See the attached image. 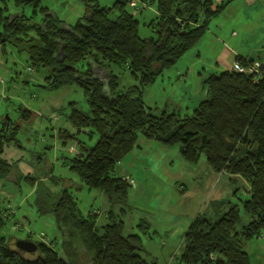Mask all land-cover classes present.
I'll return each instance as SVG.
<instances>
[{"label":"trees","instance_id":"1","mask_svg":"<svg viewBox=\"0 0 264 264\" xmlns=\"http://www.w3.org/2000/svg\"><path fill=\"white\" fill-rule=\"evenodd\" d=\"M8 1L0 0V46L27 54L29 68L46 69L44 88L78 85L88 99L91 115L73 110L68 116L79 132L89 128L98 136L92 147L79 141V153L65 163L79 182L101 191L110 203L127 206L132 185L115 170L136 148L140 134L165 146L178 145L187 162L196 164L205 156L214 172L231 175L234 183L238 177L247 182L249 197L243 209L251 220L239 230V206L220 214L226 201L213 202L215 216L199 214L188 228L178 264H250L245 244L264 234V65L259 62V74L234 67L210 74L204 80L207 98L192 114L156 115L144 101V89L205 36L210 17L226 1L215 5V0H141L157 10L152 23L157 36L148 40L139 35L137 16L126 9L132 0H118L113 8L85 1V16L74 25L58 20L47 8H40L41 24L24 15L8 16ZM41 1L13 0L16 7L32 6L35 13ZM115 10L118 15L111 18ZM83 62L87 66L80 65ZM235 62L246 67L257 61L237 56ZM112 65L127 67L139 85L121 90L119 78L107 74ZM22 112L25 120L31 119L32 112ZM18 132L19 125L0 121V155L7 143L17 141ZM11 168L0 156V182ZM27 179L33 184L39 180ZM36 198L38 212L53 215L66 236L60 245L67 260L53 243L43 242L35 243L38 257L26 259L0 235V264H81L82 255L91 264H156L141 255L139 235H124V209L121 215L111 212L110 223L99 227V215H83L68 189L53 194L39 183ZM9 220L0 215V226Z\"/></svg>","mask_w":264,"mask_h":264},{"label":"rangeland","instance_id":"2","mask_svg":"<svg viewBox=\"0 0 264 264\" xmlns=\"http://www.w3.org/2000/svg\"><path fill=\"white\" fill-rule=\"evenodd\" d=\"M85 1L88 0H42L35 13L32 6L16 7L10 0L7 15H24L32 23L41 24L44 14L40 8H47L58 20L74 25L85 16ZM117 1L96 0L108 8H113ZM221 1L215 0V5ZM224 1L221 11L210 17L205 36L175 66L166 69L144 89V101L154 114L163 111L192 114V104L195 102L197 106L206 98L205 78L232 69L237 56L233 52L264 62V0ZM126 9L136 11L142 39L156 38L152 25L157 18L155 5L132 0ZM117 15L115 10L111 18ZM6 49V54L0 49V121L6 119L14 126L19 125L17 141L7 143L0 155L12 165L11 173L0 182V208L10 206L16 210L17 222L9 220L0 226V235L6 238L11 249L33 260L38 252L18 250V241L45 243L57 239L60 243L62 240L54 216L38 212L39 183L33 184L28 176L42 179L43 185L49 189L52 186L55 192L70 190L83 215L99 214V227L110 223L107 217L111 212L121 215L124 209V235H139L141 255L156 264L180 262L188 228L199 214L215 216L212 206L215 201H226L220 214L233 205L239 206V230L250 222V216L243 209V201L249 197V185L243 178H237L234 183L231 175L214 172L205 156L196 164L187 162L178 145L165 146L141 134L138 147L115 170L117 176L133 181L127 206L110 203L99 190L84 185L81 188L78 177L65 163L79 153V141L92 147L98 136L91 135L89 128L79 132L68 116L73 110L91 115L87 97L78 85L53 91L44 88L46 69H31L27 54L19 53L11 45ZM80 65L87 66V62ZM107 68V74L119 78L121 90L139 85L127 67ZM22 109L32 112L30 120H25ZM245 251L250 264H264V234L249 240ZM81 259V264H90L87 257L82 255Z\"/></svg>","mask_w":264,"mask_h":264},{"label":"built area","instance_id":"3","mask_svg":"<svg viewBox=\"0 0 264 264\" xmlns=\"http://www.w3.org/2000/svg\"><path fill=\"white\" fill-rule=\"evenodd\" d=\"M134 8H137L136 4H134ZM134 14L136 15V11L134 12ZM233 67L238 72H243L247 74H259L261 64L259 62H254L253 64L244 67L240 63L235 62ZM130 184H133V181L130 182ZM0 215L4 217V219H10L13 221V218L16 215V210L12 209L10 206L8 208H0Z\"/></svg>","mask_w":264,"mask_h":264},{"label":"crops","instance_id":"4","mask_svg":"<svg viewBox=\"0 0 264 264\" xmlns=\"http://www.w3.org/2000/svg\"><path fill=\"white\" fill-rule=\"evenodd\" d=\"M224 1V0H223ZM223 1H221V2H223ZM0 49L2 50V53L3 54H6L7 53V49H6V47H5V50L0 46ZM233 55L235 56V55H237L238 56V54H237V52H233ZM241 56H244V55H242V54H240ZM236 56V57H237ZM244 57H246L247 59H250L251 60V58H248V57H250V56H244ZM261 59V58H260ZM260 63L262 64V65H264V62H262V61H260ZM46 77V76H45ZM206 98H207V93H206V96H205ZM205 98V99H206ZM196 107V104H195V102L192 104V106H191V108H195ZM190 109V108H189ZM138 147V143H137V146H136V148ZM53 177V176H52ZM50 178V177H49ZM238 178H241V177H238ZM127 180V179H126ZM37 182L38 183H43V184H45V181H43L42 179H39V180H37ZM52 182V181H51ZM56 185H58V183L56 184ZM48 188V187H47ZM49 189V188H48ZM52 189V190H51ZM51 189H49V191L50 192H52L53 194H58L59 192L57 191V192H55L54 190H53V187L51 186ZM249 189H250V187H248V189H247V191L249 192ZM208 194L209 195H211L212 194V192H208ZM99 215V214H98ZM16 217V216H15ZM13 218V221L14 222H17L16 221V218ZM99 217V216H98ZM55 220V219H54ZM98 220V219H97ZM12 221V220H11ZM59 228V227H58ZM61 241H60V243L63 241V239H66V236L65 235H63L62 234V237H61ZM46 244H50V243H53V246H55V247H57V249H60V253H61V255H62V257L63 258H65V260H67V255H66V253H64V249H63V247H61V245H60V243L57 241V239H54V240H49V241H47V242H45ZM12 250H14V249H12ZM25 258V257H24ZM81 261H82V259H80V263H81ZM86 263V262H85ZM90 264H91V262H90Z\"/></svg>","mask_w":264,"mask_h":264},{"label":"water","instance_id":"5","mask_svg":"<svg viewBox=\"0 0 264 264\" xmlns=\"http://www.w3.org/2000/svg\"><path fill=\"white\" fill-rule=\"evenodd\" d=\"M83 185L81 186V188ZM17 249L26 253H36L38 250L37 245L32 241H18L17 242Z\"/></svg>","mask_w":264,"mask_h":264}]
</instances>
